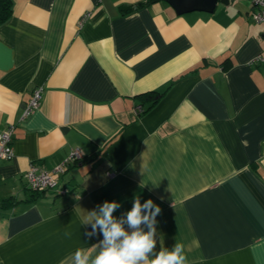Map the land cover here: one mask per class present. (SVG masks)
Masks as SVG:
<instances>
[{"label":"crops","instance_id":"0c3cea01","mask_svg":"<svg viewBox=\"0 0 264 264\" xmlns=\"http://www.w3.org/2000/svg\"><path fill=\"white\" fill-rule=\"evenodd\" d=\"M254 8L12 0L0 24V130L13 124V155L0 161L1 264H74L77 249L90 264L104 236L86 235L85 216L115 201L131 234L137 196L160 208L149 260L179 242L185 264H264V62L251 63L264 54V24ZM37 86L39 105L23 116ZM73 147L82 156L59 178L68 192L28 189L31 163L51 169Z\"/></svg>","mask_w":264,"mask_h":264},{"label":"clouds","instance_id":"9594fccd","mask_svg":"<svg viewBox=\"0 0 264 264\" xmlns=\"http://www.w3.org/2000/svg\"><path fill=\"white\" fill-rule=\"evenodd\" d=\"M119 207L115 201H106L99 207V212L93 210L85 216L83 223L92 224V232L86 235L91 236L99 230L104 236L97 246L100 250L91 258L90 264H185V246L179 242L171 250L163 249L149 260L156 247L155 217L160 213L158 205L151 199L142 204L138 196L134 197L133 206L126 215V223L134 229L131 234L125 231L120 221L113 218V212ZM141 224L148 225L149 231L141 230ZM73 256L74 264H89V258L80 249Z\"/></svg>","mask_w":264,"mask_h":264},{"label":"built area","instance_id":"2783aa9c","mask_svg":"<svg viewBox=\"0 0 264 264\" xmlns=\"http://www.w3.org/2000/svg\"><path fill=\"white\" fill-rule=\"evenodd\" d=\"M255 7L251 12V19L253 21L264 24V0H251ZM89 16V12H83L78 20L80 26L83 21ZM264 62V54H257L251 58V63ZM42 97V87L37 86L32 90V93L27 100L23 116L29 115L38 105ZM137 110L141 107L138 105ZM12 132L13 124H8L4 129L0 130V161L3 159H9L13 155L12 150ZM82 153L79 148H71L66 156L56 163L51 169H46L31 163L26 170L25 178L28 189L32 192H44L51 190L57 194H64L68 192V188L61 185L59 182L60 175L67 169L72 163L80 159ZM1 264V263H0Z\"/></svg>","mask_w":264,"mask_h":264},{"label":"water","instance_id":"95a60500","mask_svg":"<svg viewBox=\"0 0 264 264\" xmlns=\"http://www.w3.org/2000/svg\"><path fill=\"white\" fill-rule=\"evenodd\" d=\"M177 13L190 10L212 11L216 2L227 3L229 0H166Z\"/></svg>","mask_w":264,"mask_h":264},{"label":"trees","instance_id":"16d2710c","mask_svg":"<svg viewBox=\"0 0 264 264\" xmlns=\"http://www.w3.org/2000/svg\"><path fill=\"white\" fill-rule=\"evenodd\" d=\"M154 0H146L151 2ZM12 13V0H0V24L3 23Z\"/></svg>","mask_w":264,"mask_h":264}]
</instances>
